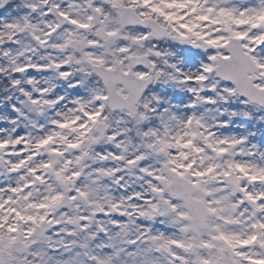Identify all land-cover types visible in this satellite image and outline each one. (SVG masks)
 Segmentation results:
<instances>
[{
    "label": "snow or ice",
    "instance_id": "snow-or-ice-1",
    "mask_svg": "<svg viewBox=\"0 0 264 264\" xmlns=\"http://www.w3.org/2000/svg\"><path fill=\"white\" fill-rule=\"evenodd\" d=\"M0 264H264V0H0Z\"/></svg>",
    "mask_w": 264,
    "mask_h": 264
}]
</instances>
